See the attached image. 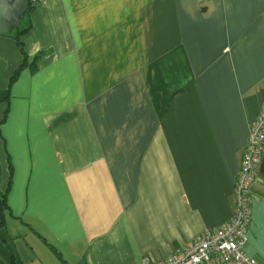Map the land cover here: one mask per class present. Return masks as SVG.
<instances>
[{"label":"crops","instance_id":"0c3cea01","mask_svg":"<svg viewBox=\"0 0 264 264\" xmlns=\"http://www.w3.org/2000/svg\"><path fill=\"white\" fill-rule=\"evenodd\" d=\"M29 24L0 34V264H142L222 226L264 0H43ZM246 251L264 264V155Z\"/></svg>","mask_w":264,"mask_h":264},{"label":"built area","instance_id":"2783aa9c","mask_svg":"<svg viewBox=\"0 0 264 264\" xmlns=\"http://www.w3.org/2000/svg\"><path fill=\"white\" fill-rule=\"evenodd\" d=\"M39 6L43 0H31ZM264 155V108L252 123L244 148L233 193V209L229 219L219 228L197 236L182 250L142 264H259L246 247L252 226V205Z\"/></svg>","mask_w":264,"mask_h":264},{"label":"water","instance_id":"95a60500","mask_svg":"<svg viewBox=\"0 0 264 264\" xmlns=\"http://www.w3.org/2000/svg\"><path fill=\"white\" fill-rule=\"evenodd\" d=\"M29 7V0H0V34L18 27Z\"/></svg>","mask_w":264,"mask_h":264},{"label":"trees","instance_id":"16d2710c","mask_svg":"<svg viewBox=\"0 0 264 264\" xmlns=\"http://www.w3.org/2000/svg\"><path fill=\"white\" fill-rule=\"evenodd\" d=\"M36 7H37V5H34L32 2H31V0H29V7H28V9H27V11H26V14L24 15V19H29L30 18V15L32 14V12L36 9ZM23 18H22V20H23ZM30 24L28 25V28H26L25 30H20L19 28L20 27H17L15 30H13L12 32H10V33H7L6 35H11L12 36V34L13 33H15V37H14V39L17 41V43H18V45L22 48V43H21V41H20V38H21V36L23 35V34H25L29 29H30ZM19 29V30H18ZM39 57H40V55H37L36 57H35V59H34V64H36L37 63V61H38V59H39ZM26 63H27V56H26V54H25V62H24V64L21 66V68L18 70V72L16 73V75L14 76V78H13V80H15L16 78H17V76H18V73H19V71L20 70H22L24 67H25V65H26ZM36 69V68H35ZM7 94H9L8 92H7ZM5 98H7V97H5ZM9 211V206H8V203H7V197H6V195H1L0 194V214H1V222H0V225H5L6 224V213Z\"/></svg>","mask_w":264,"mask_h":264}]
</instances>
